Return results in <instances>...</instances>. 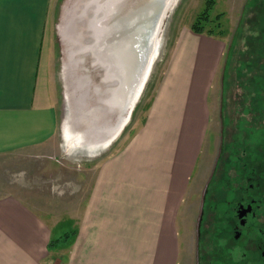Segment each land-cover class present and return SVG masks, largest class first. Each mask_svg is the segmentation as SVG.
I'll return each mask as SVG.
<instances>
[{"label": "rangeland", "instance_id": "rangeland-1", "mask_svg": "<svg viewBox=\"0 0 264 264\" xmlns=\"http://www.w3.org/2000/svg\"><path fill=\"white\" fill-rule=\"evenodd\" d=\"M103 2L52 0L39 81L45 101L57 110V130L45 143L0 153V199L17 198L51 220L63 216L54 234L73 226L74 219L65 216L72 214L69 212L86 193L95 160L115 153L136 130L175 31L192 25L209 5L212 22L205 29L224 35L221 39L226 46L209 95L211 121L196 169L201 173L195 192L184 204L186 214H181L184 241L179 264H217L212 259L220 252L218 244L233 259L239 258V245L219 226L228 205L223 200L249 193L247 176L256 156L260 159L264 154V0H173L161 22L142 93L110 145L92 153L84 144L102 140L121 112L113 91L108 90L117 88L120 81L92 52L98 36L95 27L105 16ZM218 14L220 18L215 19ZM67 129L73 137L83 135V150H76L79 144H68ZM62 240L63 236L51 240L50 259L43 264H60L58 244Z\"/></svg>", "mask_w": 264, "mask_h": 264}, {"label": "crops", "instance_id": "crops-1", "mask_svg": "<svg viewBox=\"0 0 264 264\" xmlns=\"http://www.w3.org/2000/svg\"><path fill=\"white\" fill-rule=\"evenodd\" d=\"M51 2L0 0V153L45 143L57 130L39 81ZM223 37L191 25L175 31L143 120L121 148L95 160L86 193L65 216L73 226L54 234L63 216L0 199V264H43L63 234L60 264H179Z\"/></svg>", "mask_w": 264, "mask_h": 264}, {"label": "water", "instance_id": "water-1", "mask_svg": "<svg viewBox=\"0 0 264 264\" xmlns=\"http://www.w3.org/2000/svg\"><path fill=\"white\" fill-rule=\"evenodd\" d=\"M103 1L105 16L100 18L99 24L102 31L100 33L97 24L95 29L99 31L92 52L95 60L106 63L120 81L117 88L108 90L113 91L121 111L114 128L109 129L103 138L106 139L128 119L135 95L148 76L149 61L159 40L161 22L173 0Z\"/></svg>", "mask_w": 264, "mask_h": 264}, {"label": "flooded vegetation", "instance_id": "flooded-vegetation-1", "mask_svg": "<svg viewBox=\"0 0 264 264\" xmlns=\"http://www.w3.org/2000/svg\"><path fill=\"white\" fill-rule=\"evenodd\" d=\"M261 157L256 156V164L247 176L249 193L223 200L228 205L220 217L224 223L219 229L228 232L241 251L240 257L233 259L223 245H216L220 252L212 260L217 264H264V154Z\"/></svg>", "mask_w": 264, "mask_h": 264}, {"label": "bare ground", "instance_id": "bare-ground-1", "mask_svg": "<svg viewBox=\"0 0 264 264\" xmlns=\"http://www.w3.org/2000/svg\"><path fill=\"white\" fill-rule=\"evenodd\" d=\"M99 26V25H98ZM99 29H100V26H99ZM99 29H97V31H99ZM157 45H158V41H157ZM157 45H156V47L154 48V51H153V53H152V55H151V60L149 61V67H150V65H151V62H152V59H153V57H154V55H155V53H156V50H157ZM147 76V75H146ZM144 85H145V81H144V84H143V87H144ZM143 87L140 89H138V91H137V93H136V95H135V101H134V103L136 102V100L139 98V96H140V93H141V91H142V89H143ZM134 105V104H133ZM133 105H132V107H133ZM123 125H124V123H122L121 125H120V127L118 128V129H116V131L110 136V138H106V139H103V140H94L93 142H91V143H87V144H84L83 143V141H81V139H82V137H83V135L81 134L80 135V137L78 136V137H73V136H71V133L69 132V129H67L66 130V140H67V142H68V144L69 145H71V144H79L77 147H75V148H77L76 150H79V149H81V150H83V148L85 147V148H87L86 150L88 151V152H95L96 150H98L99 148H104V147H106L109 143H111V141H112V139H114L115 138V136L119 133V131L122 129V127H123ZM73 137V138H72ZM81 141V142H80ZM83 144H84V147H83ZM79 148V149H78ZM80 151V150H79Z\"/></svg>", "mask_w": 264, "mask_h": 264}, {"label": "trees", "instance_id": "trees-1", "mask_svg": "<svg viewBox=\"0 0 264 264\" xmlns=\"http://www.w3.org/2000/svg\"><path fill=\"white\" fill-rule=\"evenodd\" d=\"M212 6H213V5L211 4V7H212ZM208 7H209V5L207 6L206 10H205L204 12L200 13V15H198V16L196 17L195 21L192 23L191 28H192L195 32H203V31H205V32H207L208 34H215V33H213L212 28L205 29V28L208 27V26L211 24V22H212V21H210L211 19H209V11H207V10H208ZM209 10H210V9H209ZM220 16H221V15L218 14V15L216 16L215 19H219ZM216 22H218V21H216ZM217 25H219V24H217ZM219 32L222 34V33H223V30H219ZM250 157H251V156H250ZM65 236H66V235H65ZM63 238H64V236H63ZM55 240H57V239H55ZM51 245H52V241L49 243V246H51Z\"/></svg>", "mask_w": 264, "mask_h": 264}]
</instances>
